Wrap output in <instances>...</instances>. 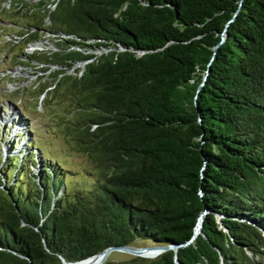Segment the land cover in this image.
<instances>
[{
    "label": "trees",
    "instance_id": "16d2710c",
    "mask_svg": "<svg viewBox=\"0 0 264 264\" xmlns=\"http://www.w3.org/2000/svg\"><path fill=\"white\" fill-rule=\"evenodd\" d=\"M22 11L27 45L41 30L64 43L19 62L52 69L39 93L70 111L92 169L77 187L52 157L33 172L29 147L5 161L0 264L139 242L179 246L103 264H264V0H38Z\"/></svg>",
    "mask_w": 264,
    "mask_h": 264
},
{
    "label": "rangeland",
    "instance_id": "374dc122",
    "mask_svg": "<svg viewBox=\"0 0 264 264\" xmlns=\"http://www.w3.org/2000/svg\"><path fill=\"white\" fill-rule=\"evenodd\" d=\"M24 2L35 5L38 0H0V170L10 156L24 155L29 147L37 155V165L30 166L33 172L41 171L45 156L52 157V161L58 160L69 170L71 184L84 187L78 172L83 167L92 169V165L88 156L71 141L66 120L71 113L65 106L64 110L60 109L62 100L56 94L51 95L52 89L39 93L42 85L49 84L52 69L35 60L19 62L23 53L32 54L38 50V59L45 60V56L53 52L60 55L59 47L65 46L57 35L43 30L37 33L36 41L27 45L30 37L25 32L29 31V24L34 23L22 17L24 11L18 12ZM83 64H74L69 72ZM10 132L16 135L8 136ZM146 244L139 242L137 245ZM129 257L130 254L119 251L110 254L114 261Z\"/></svg>",
    "mask_w": 264,
    "mask_h": 264
},
{
    "label": "water",
    "instance_id": "95a60500",
    "mask_svg": "<svg viewBox=\"0 0 264 264\" xmlns=\"http://www.w3.org/2000/svg\"><path fill=\"white\" fill-rule=\"evenodd\" d=\"M200 223L197 224L194 236L199 232ZM191 240V239H190ZM189 240V241H190ZM189 241H187L185 244H187ZM179 245H170V244H149L145 246H138V245H112L109 247H106L101 252L94 254L86 259L97 257V260L95 264H103L105 260L109 257V255L114 251L124 252L127 254H130L132 256H141V257H154L158 255L159 253L167 250V249H174ZM84 259V260H86ZM77 262H67L64 259L62 260L63 264H81L82 261Z\"/></svg>",
    "mask_w": 264,
    "mask_h": 264
},
{
    "label": "bare ground",
    "instance_id": "6f19581e",
    "mask_svg": "<svg viewBox=\"0 0 264 264\" xmlns=\"http://www.w3.org/2000/svg\"><path fill=\"white\" fill-rule=\"evenodd\" d=\"M96 260H97V257H92V258L82 261L81 264H95Z\"/></svg>",
    "mask_w": 264,
    "mask_h": 264
}]
</instances>
